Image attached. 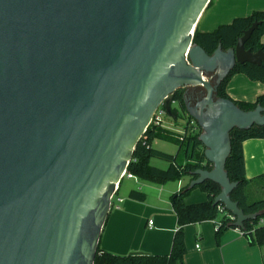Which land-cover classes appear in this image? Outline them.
Instances as JSON below:
<instances>
[{"label": "water", "instance_id": "1", "mask_svg": "<svg viewBox=\"0 0 264 264\" xmlns=\"http://www.w3.org/2000/svg\"><path fill=\"white\" fill-rule=\"evenodd\" d=\"M210 1L0 0V264H94L111 196L178 89L205 91L194 106L183 96L212 166L188 187L218 184L235 227L258 216L232 200L226 162L231 131L263 126L264 107L218 87L264 60L245 48L260 22L208 54L193 38Z\"/></svg>", "mask_w": 264, "mask_h": 264}, {"label": "trees", "instance_id": "2", "mask_svg": "<svg viewBox=\"0 0 264 264\" xmlns=\"http://www.w3.org/2000/svg\"><path fill=\"white\" fill-rule=\"evenodd\" d=\"M253 22H260V24L246 41L245 48L252 52H256L259 49L264 50V43L261 41V37L264 35L263 10L255 11L249 16L237 17L230 23L219 25L211 32H201L197 25L194 31L193 41L195 44L203 47L208 54H212L218 45H221L222 49L226 50L235 46L237 39L243 35L244 31L248 29ZM237 73L246 75L252 81L264 83V60L259 65L248 62L237 63L229 75L219 85L218 96L231 98L226 92V85L229 79ZM183 93V89H178L172 94V100L178 102L181 109L185 108ZM234 102L244 110L254 109L258 104L264 107V94L258 96L253 103H245L237 100H234ZM160 107L164 108L162 105ZM172 113L174 119L182 116L179 107L173 106ZM188 118L191 117L188 116ZM199 132V127L198 131L194 133H190L186 127V131L179 136L175 132L162 127L161 123L155 124L151 122L134 150L133 157L127 166V173L140 180H148L157 183L180 180L183 177H189L190 180L196 178V176L193 175L196 169H211L212 167L205 160L203 148L198 140ZM230 137L232 149L226 162V171L229 179L238 184L232 191L231 198L238 203L245 214L257 213L258 216L255 219L245 221L242 228L235 227L233 224L234 221L229 216L230 213L222 209V205L214 203V198L221 191L218 184L206 180L193 188H189L188 183L170 197L177 216L178 228L174 233L169 254L157 255L138 252L128 255H118L103 250L100 248V245H98L94 264H184L183 261L187 251L184 226L202 220H214L217 228V240L220 239L223 232L229 228H233L239 229L252 243H264V197L251 200L247 193V188L251 182L261 183L264 186V173L251 180L246 178L242 148L243 141L247 139L264 138V125H254L249 129L234 128L230 133ZM155 139L178 144L180 147L179 151L183 150L184 152V158L180 157V154L175 155L154 148L152 142ZM152 159L166 161L168 166L166 168L154 166L151 164ZM196 188L206 192L208 199L204 202L186 204L184 198L191 190ZM129 197L143 201L146 198V193L134 189L129 193Z\"/></svg>", "mask_w": 264, "mask_h": 264}, {"label": "crops", "instance_id": "3", "mask_svg": "<svg viewBox=\"0 0 264 264\" xmlns=\"http://www.w3.org/2000/svg\"><path fill=\"white\" fill-rule=\"evenodd\" d=\"M261 10L264 11V0H212L197 23L198 29L201 32H211L221 24L230 23L237 17L249 16ZM261 41L264 43V35ZM226 92L233 100L253 103L258 96L264 94V83L252 81L246 75L237 73L229 79ZM172 123L177 125L176 119ZM162 127L173 131L163 125ZM183 131H186V123L183 125ZM179 148L178 145L175 155L180 154ZM242 148L246 178L251 180L264 173V138L247 139L243 141ZM183 178H187V185L189 177ZM128 179L130 180L126 185L124 197L119 195L122 202H115L111 206L102 230L100 248L118 255L133 252L169 254L174 233L178 228L177 216L170 197L185 186L184 182L180 179L175 185V181L157 183L133 176H128ZM134 189L145 192V200L130 198L129 193ZM145 189L148 192L144 191ZM247 193L251 200L264 197V186L251 182ZM207 199V193L196 188L189 192L184 202L191 204ZM150 220L152 224L149 223ZM216 229L214 220H202L184 226L187 250L184 264H264V243H252L239 229L233 228L223 232L217 240Z\"/></svg>", "mask_w": 264, "mask_h": 264}, {"label": "rangeland", "instance_id": "4", "mask_svg": "<svg viewBox=\"0 0 264 264\" xmlns=\"http://www.w3.org/2000/svg\"><path fill=\"white\" fill-rule=\"evenodd\" d=\"M161 118H162V125L163 126L169 128V129H172L174 132L183 134V132H184L183 131V125L186 123L185 116L182 115L181 117L176 119L177 125H173L172 121L174 120V118L171 117L170 115H168L167 113L161 114ZM153 146L159 150H162L164 152L171 153V154H175L178 150V144L173 143V142H167V141L159 140V139L155 140V144ZM180 155H181L180 157L184 158L183 157V155H184L183 150H181ZM151 164L154 166L160 167V168H166L168 165V163L166 161H163L161 159H152ZM129 180L130 179H128V176L124 177L123 185L121 187V190L118 192V196L120 195V196L124 197V191L127 189L126 185L128 184ZM186 180H187V178H182L181 182H184V185H186V183H187ZM177 181H179V180H175V182H174L175 185L178 183ZM139 183H141V182H139ZM148 184H149V182H148ZM168 184H170V183H168ZM172 184L173 183H171V185ZM144 191L148 192V190H146V189ZM150 195L152 196V194H150Z\"/></svg>", "mask_w": 264, "mask_h": 264}, {"label": "built area", "instance_id": "5", "mask_svg": "<svg viewBox=\"0 0 264 264\" xmlns=\"http://www.w3.org/2000/svg\"><path fill=\"white\" fill-rule=\"evenodd\" d=\"M163 113L166 114L165 109L164 108H159L158 111L156 112V114L154 115L152 122H154L155 124L161 123V121H162L161 114H163ZM185 121H186V127H187V129L189 130L190 133H194V132H197L198 131V127L199 126L196 124V122H195L194 119L188 118V116H187V117H185ZM125 176H132V175L129 174V173H127V171H126L123 174V178ZM118 188L119 187L117 186L114 194L111 196V206H112V204L115 203V201L118 202V203L122 202V198L118 196ZM222 209L225 210V208L223 206H222ZM229 216H230V218L233 221H235V217L231 213H230ZM149 223L152 224V221L150 220Z\"/></svg>", "mask_w": 264, "mask_h": 264}, {"label": "flooded vegetation", "instance_id": "6", "mask_svg": "<svg viewBox=\"0 0 264 264\" xmlns=\"http://www.w3.org/2000/svg\"><path fill=\"white\" fill-rule=\"evenodd\" d=\"M183 96L185 95L187 97V102L189 103L190 106H194L198 100H200L203 96H204V89L200 88V87H193V88H188L186 93H185V89ZM180 108V114L187 117L188 116V112L186 109V105L185 108L181 109Z\"/></svg>", "mask_w": 264, "mask_h": 264}]
</instances>
